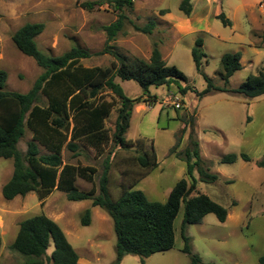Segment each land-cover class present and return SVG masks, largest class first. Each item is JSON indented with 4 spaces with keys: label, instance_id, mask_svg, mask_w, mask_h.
<instances>
[{
    "label": "rangeland",
    "instance_id": "obj_1",
    "mask_svg": "<svg viewBox=\"0 0 264 264\" xmlns=\"http://www.w3.org/2000/svg\"><path fill=\"white\" fill-rule=\"evenodd\" d=\"M112 1L0 0V70L8 74L5 91L25 94L43 73L12 40L15 32L28 23L45 25L36 41L39 49L49 56L58 57L79 46L93 55L82 61L86 67H110L113 62H119L104 51L108 35L103 28L119 20ZM183 1L133 0L132 8L124 11L128 20L123 31L109 44L127 59L147 61L155 46L166 63L180 70L187 81L173 83L169 88L151 87L146 92L135 81L116 79L129 98L148 94L157 97L152 107L147 104L134 107L126 135L127 148L117 146L111 139L99 154L79 143V155L74 157V153L65 148L62 158L64 163L96 168L97 187L105 162L110 159L112 200L120 199L124 190H141L150 201L164 203L180 180L186 179L191 185L184 159L186 151L193 148L192 141L197 142L203 161L201 167L219 179L212 184L198 181L189 199L207 195L228 210L227 220L220 223L214 214H209L200 224L188 225L185 236L189 239L191 255L186 254L181 230L183 203L175 220L173 249L153 255L145 264H192L193 256H199L202 264H259L264 254V168H259L257 163L264 159V95L248 100L232 92H212L203 97L200 93L207 88L204 76L215 86L233 91L248 76L264 70V0H191L190 16L180 10ZM84 3H96V6L87 10L83 8ZM165 12L168 13L164 15ZM222 13L231 20L232 27L223 26L218 19ZM151 21L156 25L150 35L136 32L130 23L141 27ZM198 39L204 41L206 55L202 73L196 71L192 56ZM239 52L242 69L225 84L221 60L226 54ZM105 97L117 99L113 92L105 93ZM118 108L119 105L106 122L111 137ZM32 135L26 130L18 145L21 152H26ZM144 152H155L159 166L154 171L144 172L143 177L136 157ZM231 154H246L251 161L239 159L234 164L222 165L223 157ZM13 172L14 161L0 159V264H24L27 258L13 251L11 246L20 223L42 214L60 226L82 264H114L117 236L112 219L103 209H92V201H69L65 193L57 190L43 202L35 193L6 201L2 187ZM193 175L200 180L197 167ZM136 180L140 182L137 184ZM77 186L83 191L92 188L91 183L81 179ZM88 209L92 222L84 227L81 219ZM120 264L141 263L139 257L129 255Z\"/></svg>",
    "mask_w": 264,
    "mask_h": 264
},
{
    "label": "trees",
    "instance_id": "obj_2",
    "mask_svg": "<svg viewBox=\"0 0 264 264\" xmlns=\"http://www.w3.org/2000/svg\"><path fill=\"white\" fill-rule=\"evenodd\" d=\"M113 7L119 12V20L103 29L108 35L105 53L111 54L119 62L110 67H86L83 60L92 58V54L79 46L71 48L61 56L54 57L43 53L37 44V37L45 30L43 23H28L18 29L12 37L16 48L25 56L32 58L43 70L33 88L25 93L5 91L8 74L0 70V159H12L14 172L12 178L2 187L6 201L17 197H26L35 193L40 201L47 199L54 191L66 194L69 201H92L93 207L103 209L112 219L117 236L116 261L120 264L124 257L132 255L146 259L155 254L167 252L175 245V220L184 203V219L181 225L182 238L185 242L184 252L191 255L189 239L185 236L188 225L200 224L203 219L214 214L220 223H225L228 210L212 201L207 195L199 194L189 199L198 181L212 184L218 181L217 175L210 174L202 168L199 145L192 141L193 150L185 153L187 173L192 179L189 185L186 179L180 180L172 189L166 202L150 201L141 190H124L118 200L110 195V162L106 160L105 169L100 177L98 187L94 176L97 169L64 163L63 150L67 148L76 157L79 143L101 154L111 141L123 149L127 148L126 135L130 128L133 109L138 104L152 107L157 103L155 95L129 98L125 95L116 79L135 81L146 92L151 87H170L173 83L187 81L185 75L175 66H169L162 53L154 46L149 61L125 56L112 50L113 42L125 27L128 20L124 11L131 9L133 0H113ZM96 3H84L83 8L93 10ZM191 0H184L180 10L190 16ZM168 13L165 12L164 15ZM224 27H232V22L224 13L218 16ZM132 24L136 32L144 35L153 33L156 23L145 26ZM204 41L198 39L192 49L196 71L202 73V61L206 57L203 51ZM114 49V48H113ZM242 54H226L221 60L222 79L227 84L239 70ZM207 88L200 97L212 92H232L253 100L264 95V70L257 75H250L236 90L229 91L214 85L204 76ZM113 92L117 99L107 100L105 93ZM181 93H184L180 90ZM117 119L115 132L110 136L106 127L115 107ZM26 130L33 135L27 144L25 153L18 148L25 137ZM43 148V149H42ZM44 151V152H43ZM173 151V150H172ZM174 152V151H173ZM195 162L192 163V159ZM239 159L250 162L246 154H231L223 157L222 165H231ZM138 166L144 172L154 171L159 162L155 152H144L136 157ZM264 168V159L257 163ZM198 168L200 180L194 178ZM81 179L92 184L88 191L80 190L77 181ZM137 184L140 180H136ZM136 184V185H137ZM135 185V184H134ZM133 185V186H134ZM43 206L44 203H41ZM82 226L91 225V212L88 209L82 216ZM2 238L0 236V250ZM11 249L26 257L24 264H78L79 255L68 241L60 226L46 215H37L20 223V228ZM192 264H202L199 256L192 257ZM264 264V254L259 258Z\"/></svg>",
    "mask_w": 264,
    "mask_h": 264
},
{
    "label": "crops",
    "instance_id": "obj_3",
    "mask_svg": "<svg viewBox=\"0 0 264 264\" xmlns=\"http://www.w3.org/2000/svg\"><path fill=\"white\" fill-rule=\"evenodd\" d=\"M83 202H86V201H83ZM77 203H79V202H77ZM91 208H92V209H95V208H97V207H93V205H92ZM79 264H82V260H80V259H79Z\"/></svg>",
    "mask_w": 264,
    "mask_h": 264
}]
</instances>
